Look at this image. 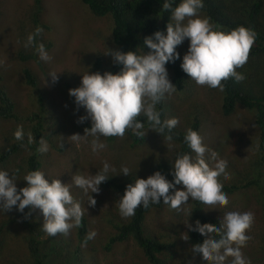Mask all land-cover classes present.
Returning a JSON list of instances; mask_svg holds the SVG:
<instances>
[{
    "label": "trees",
    "instance_id": "1",
    "mask_svg": "<svg viewBox=\"0 0 264 264\" xmlns=\"http://www.w3.org/2000/svg\"><path fill=\"white\" fill-rule=\"evenodd\" d=\"M82 2L87 5L94 16L112 18L113 50L148 52L150 49L143 45L144 38L158 30L166 33L167 24L173 22L170 18V11L165 12L161 7L163 0H82ZM176 3H179V0H176ZM43 10V0H35L29 11L31 30L27 33L24 26L20 25L21 31L18 32L21 47L17 55L21 63L24 82L29 86L31 95L27 112L23 113L19 110L20 106L7 91L4 83L5 76L0 72V123H2L0 127L7 122L14 124L11 134L6 136L10 143L0 149V169L16 172L18 190L27 186V182L23 179L24 175L32 170H41L49 180L58 178L62 183H68L74 198L81 203L82 207H85L83 203L85 198L74 194V189L79 188L71 182L72 176L81 174V170L74 168L75 171L69 175H48L45 165H47L46 158L51 151L44 154L37 152L41 137H45L50 147L61 156L70 155L73 151L65 141L67 134V130L64 129L65 123L48 98V92L40 85L39 75L31 65L32 59L38 65H42L38 53L34 47H24L27 36L37 27L43 29L36 37L37 43H44L46 49L53 46L52 41L43 38L45 30L52 29L42 20ZM199 14L209 17L217 29L230 31L238 26H244L254 32L257 37L247 64L242 70H238L245 76V80L242 83H235L229 79L225 83L223 92L210 89L219 92L225 116L235 113L240 107L253 114L257 133L247 161L249 166L240 171L239 176H236L233 182L224 183V192L232 196L244 195V192L247 197L256 195L263 217L256 234L254 236L248 234L251 239L242 251L251 264H264V0H204V7ZM181 62L182 57L180 56V59L174 63H168L166 67L171 72L172 83L176 85L177 90L183 92L187 89L190 77L182 70ZM121 68L122 65L114 63L110 54L107 56L101 54L96 55L91 70L92 73L103 74L105 71L117 73ZM68 83L65 81V89L78 87ZM23 107L25 108L26 105ZM157 108L161 112L162 119L175 117L169 115V104L166 100H163ZM138 119L141 122L146 120L143 116ZM201 123L199 113L190 114L185 125L178 124L174 129L172 142L177 145L174 158L169 160L162 155H156L149 167L145 168L141 165V169L148 175L160 171L167 179L172 180L171 162L178 153L191 152L183 141L186 130L191 128L200 133ZM18 125H22L25 131L23 141H17L14 138ZM84 126L91 127V121L85 122ZM148 127L145 122V131L156 132ZM29 132L35 139L32 144L27 141ZM157 134L163 137L160 133L156 132ZM118 139H123V144L134 148L133 150L146 144V134L143 138H138L126 132L123 138H105L108 144H115ZM78 160L81 161L77 156L76 161ZM136 178H139L137 173L131 171L129 175L119 173L101 183L104 189L115 196L116 204L103 207L98 211V218L104 219L108 234L102 230L104 234L102 236L101 229L99 232L95 230L97 236L88 241L86 246H82L84 238L89 231L94 229L85 214L81 226L71 229L68 235L57 234L50 237L43 231L44 218L40 216L39 209L25 208L24 213L15 208L8 211V216L0 220L1 264H202V257L192 251L194 245L202 244L205 239L198 232L188 230L189 239L186 241L182 238L186 234L179 230L159 232L146 224L149 214L167 207L162 200L161 204L138 208L132 217L122 218L120 216L117 200L124 194L127 185L134 183ZM171 191L173 190L170 189ZM191 205L189 219L193 226L196 220L202 224L219 226L222 215L218 216L206 211L205 206L196 201H192ZM85 208L87 209V206ZM2 213L5 212L2 211ZM172 217L180 222L183 214L174 210ZM130 242L137 247L136 256L128 253L125 248ZM121 246L123 248L118 252ZM230 260L231 258L228 264Z\"/></svg>",
    "mask_w": 264,
    "mask_h": 264
},
{
    "label": "clouds",
    "instance_id": "2",
    "mask_svg": "<svg viewBox=\"0 0 264 264\" xmlns=\"http://www.w3.org/2000/svg\"><path fill=\"white\" fill-rule=\"evenodd\" d=\"M161 7L165 12L170 11L173 23L167 24L166 33L158 30L144 38L143 45L150 51L140 53L110 49L105 54H110L114 63L122 65L119 72L105 71L101 74L87 71L82 75L80 86L69 89L75 103L85 109V115L79 117V122L91 121V127L85 128L84 135L74 134L71 139L74 143L83 139L94 154L107 147L101 137L123 138L126 132H130L143 138L146 134L145 122L148 129L160 133L168 141L173 140L179 119H162L157 106L177 90L169 78L166 65L180 59L177 48L186 39L189 45L181 68L198 86L223 92L229 79L235 83L245 80L238 70L245 67L255 46L257 37L254 32L244 26L230 31L217 29L209 17L199 15L204 0H179V3L163 0ZM42 31L41 27H37L30 33L24 47H34L39 59L49 62L52 57L45 44L36 41ZM58 73L49 71L46 77L50 76L54 84L58 81ZM140 116L146 118L145 122L138 119ZM14 138L17 141L25 139L22 125L17 126ZM27 141L29 144L35 142L30 132L27 133ZM183 141L191 152L178 153L171 162L172 180L155 171L147 178H136L134 183L127 185L124 194L117 200L122 218L134 216L140 207L161 204V200L177 212L185 211L183 206L189 203V199L204 205L205 210L227 207L229 198L224 192L222 180L230 179L228 162L203 143L197 130L187 129ZM49 148L48 140L41 137L37 152L44 154ZM119 173L131 174L127 166H121L117 172L113 165L104 161L95 174H76L71 182L89 195L87 203L94 207L96 200L91 194H98L101 183ZM23 179L27 186L18 190L16 172L0 169V211L8 212L15 208L24 213L25 208L39 209L44 217L43 231L50 237L57 234L66 236L71 229L81 226L87 209L74 198L68 183H62L58 178L49 180L41 170L29 171ZM177 185L182 187L177 188ZM170 189L173 191L170 192ZM190 215L191 212L184 224L189 231L198 232L205 238L202 244L197 243L192 248L197 256L202 257L203 264H228L229 258L230 264H251L242 249L251 239L248 232L255 219L252 212L227 211L219 226L202 224L199 220L193 226L189 222ZM184 233L186 235L182 238L187 241L188 233ZM96 236L95 230L89 231L82 246Z\"/></svg>",
    "mask_w": 264,
    "mask_h": 264
},
{
    "label": "rangeland",
    "instance_id": "3",
    "mask_svg": "<svg viewBox=\"0 0 264 264\" xmlns=\"http://www.w3.org/2000/svg\"><path fill=\"white\" fill-rule=\"evenodd\" d=\"M34 1L0 0V62H2L0 72L5 76L4 83L7 91L15 99L20 106L19 110L23 113L29 109L27 105L30 104L31 95L29 86L24 82L21 63L17 55V51L21 47L18 32L21 31L20 25L24 26L27 33L31 30L29 11ZM43 4L42 20L52 27L51 30H45L43 38L53 43V46L47 49L52 59L49 62L40 60L41 66L32 59L31 65L39 75L40 85L48 92V98L65 123L64 129L67 130L65 141L67 146L73 150L70 155L61 156L50 147L51 153L46 158L47 165H45L48 175H69L75 171L74 168L80 169L82 175H91L102 168L103 162L107 161L116 168L117 172L121 166H127L130 172L135 171L139 178H147L149 175L141 169V165L145 168L149 167L156 155H162L172 160L177 150L175 143L156 135V132L146 130V144L135 150L125 146L123 139H118L115 144H108L105 138L101 137V141L107 147L95 154L83 139L79 143H74L71 139L74 134L84 135L86 128L84 124L90 120L79 122V117L85 115V109L75 103L74 97L69 95V90L65 89L64 83L67 81L71 86H80L82 75L87 71L92 73L91 67L96 55L107 56L108 54L105 53L114 49L112 18L94 16L82 0H43ZM199 15L204 16L203 14ZM188 45L189 41L186 39L177 48L182 58L187 52ZM49 71L59 72L57 74L58 81L54 84L51 82L50 76L46 77ZM168 73L172 82L169 70ZM45 77L47 83H45ZM164 100L169 104V115L177 117L181 125H185L190 114L199 113L202 119L199 134L203 138V143L208 148L217 151L219 157L228 162L227 173L230 179L223 181L221 178L223 183L233 182L236 176H239L240 171L248 168L250 149L257 133L251 112L240 107L235 113L225 116L219 92L211 90L207 86H198L192 79L188 81L185 91L176 90L171 96H166ZM13 125L12 122H7L0 127V149L10 143L6 136L11 134ZM77 156L82 162L76 161ZM141 172L144 173L141 174ZM181 187L182 185L178 186V188ZM74 194L85 198L83 200L85 207L87 206L85 215L90 220L92 229L98 232L101 229V234L102 230L107 232L104 219L98 218V211L111 204L115 205V196L104 189L101 184L100 192L91 194L96 200L95 206L92 207L87 203L89 195L84 194L81 189L75 188ZM245 195L246 192L244 195H228L229 204L226 208L206 211L218 216H223L227 211L252 212L255 219L248 234L254 236L259 230L263 215L256 195L250 197ZM191 202L189 199V203L183 206L185 211L180 212L183 214L180 222L173 219L174 209L167 206L149 214L146 224L159 232L179 230L186 234L184 232H187L188 228L184 222L191 212ZM88 208L90 209L88 210ZM8 213L0 211V220L7 217ZM40 216L44 218L42 213ZM123 246L118 249V252L122 250ZM125 248L128 253H133V256H136L137 247L135 244L130 242L126 244ZM1 262L2 260H0V264ZM201 263L203 264V262Z\"/></svg>",
    "mask_w": 264,
    "mask_h": 264
}]
</instances>
